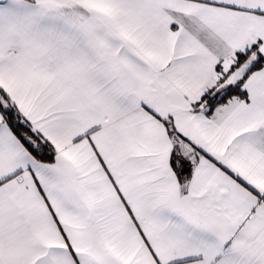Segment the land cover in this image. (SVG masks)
Here are the masks:
<instances>
[{
  "label": "snow or ice",
  "instance_id": "1",
  "mask_svg": "<svg viewBox=\"0 0 264 264\" xmlns=\"http://www.w3.org/2000/svg\"><path fill=\"white\" fill-rule=\"evenodd\" d=\"M0 264H264V0H0Z\"/></svg>",
  "mask_w": 264,
  "mask_h": 264
}]
</instances>
